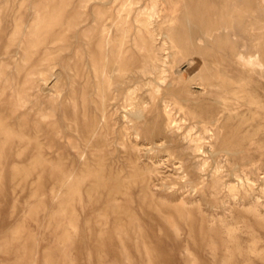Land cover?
Listing matches in <instances>:
<instances>
[{"label":"bare ground","instance_id":"obj_1","mask_svg":"<svg viewBox=\"0 0 264 264\" xmlns=\"http://www.w3.org/2000/svg\"><path fill=\"white\" fill-rule=\"evenodd\" d=\"M86 1L89 0H80L79 4L82 5ZM201 1L203 6L200 7V0H185V10L179 17V26L166 31L162 30L161 26L153 25V17L158 12L160 0H148L144 4L140 3L139 6L137 3L139 4L141 0H112L111 2H117V6L113 9H96L95 14L98 22L91 27V32H96L88 34L90 38L91 36L95 37V50H76L74 56L81 62L89 60V69L95 77L97 88L95 94L97 113L91 117L83 114L80 122H78L76 107H73V112H71L73 118L66 114L68 115L66 118L73 123V130L77 138L75 141H70L69 145L82 155L87 148H91L90 152L93 157L82 161L79 166L80 170L75 175L72 172L65 173L63 171L61 159L53 161L42 156L43 146L39 136L42 133L46 135L52 145L56 136L54 125L43 126L37 120L28 123L24 118L16 119L14 117L16 109L23 101L27 83L35 82V78L29 76L22 85L15 84L14 91L17 97L14 99L1 98L4 90L7 87H12L13 83L7 76L6 66H0V166L4 162L5 155L25 156L26 163L20 165L18 162L19 165L12 168V183L25 185L29 175L37 174L39 178H44L53 184L46 197L38 199L36 206L30 205L28 213L26 212L25 215L34 218L38 210L45 211L48 215V223L53 224L49 230L62 233L63 237L56 241L57 245L60 246L65 242V235L68 236L71 230L76 233L79 227V238L76 244L78 247L89 246L92 249V262L102 264L105 253H111L120 260L121 258L125 261L128 260L124 236L130 232L139 233L143 240V226L137 223V216L128 206L122 207L117 203L110 204V201H116L117 195L120 193L131 200L128 187L132 182L140 184V204L149 208L151 212L155 211L160 214L163 222L171 227L176 235L180 230L176 219L192 221L194 209L186 206L187 200L184 197H181L178 203L174 198L173 204L164 207L154 199L151 185L154 183V181L152 182L153 175L159 171L158 164L164 158L165 160L178 158L185 161V165L181 169L190 175L188 184L194 189L205 183L200 173L201 170L206 169L208 160L207 157H199V155H202L207 148L212 149L216 145L212 138L218 136L217 132L223 126L224 120L230 119V115H225V112L227 109H232V105L225 101L227 96L223 94L231 92L237 97L236 87H232L233 82L230 79L218 77L214 79L211 75H204L206 55L212 50H219L227 55L231 54L232 56L233 54L235 62L242 68L264 70L260 51L257 48H252L253 45H245L244 42L239 43L236 48L232 38L238 34L239 30H243L246 25L251 23L247 15L238 13L236 8L240 5L239 2L245 3L247 0ZM70 2L71 0H47L44 4L35 7L34 19L26 30L19 9L29 6L30 3L29 0L18 1L19 11L13 16V30L7 37L10 44L23 42V62L17 65L16 73L19 74L22 71L30 73L37 68H43V71L46 72L48 61L57 57V50L67 47L71 38L78 36L79 15H64L65 5ZM208 2L213 3L211 5L213 7L207 6ZM98 3L103 4L104 2L98 0ZM258 4L264 6V0H259ZM10 6L7 2L2 4V8L7 11L6 15H10ZM173 14L175 15V12ZM107 15H109L111 26L116 29L114 34L103 21ZM171 17L166 20L172 22ZM174 17L176 19V16ZM201 22L204 23V26H200ZM63 29H66L67 32H62ZM3 33L4 30L0 32V36ZM158 34L162 35L160 45L155 42ZM207 37L210 38L207 39ZM50 41H53L52 46L49 45ZM129 41L140 53L139 59L128 52ZM200 41H204L203 44H200ZM39 52L42 53V56L35 60V55ZM189 54H193V56H189ZM186 55L189 56L188 66L185 70L176 71L174 78L180 81V85L178 88H174L172 81L168 78L170 73L174 72L172 71L174 59ZM77 63L78 61L73 66L67 64V67L76 69ZM83 64L87 66L86 62ZM77 75V71L74 72L72 79H75ZM192 84L200 87V95L201 93L212 95L215 93L217 99L214 97L215 101L210 99L211 102H201V99L196 98L195 103L190 106L188 101H194V99L189 96V93L194 95L197 92L193 90ZM120 100L123 106H129V110L123 114L119 138L129 135L131 132L140 136V140L129 143L124 139L119 141L126 149L127 157L125 159H127L126 164L130 170L128 175L121 177L117 173L111 174L110 171H106L105 154H102L101 150L103 146L109 144L108 135L111 131L109 124L105 121L109 114L108 111ZM219 102L218 106L216 103ZM262 108L259 107L261 110ZM113 112H117V107ZM231 138L230 145L221 139L218 142L219 149L212 151L213 154L211 153L214 156V162L211 165L208 190L212 199L204 212H201L202 210L198 207L199 215L203 213L200 217L201 224L198 227L207 231L206 236H212L211 232L219 236L224 250V253L221 254L222 257L219 258V264H237V258L243 264L256 263L257 261L264 264V245L261 244L263 236L257 232L255 227L257 225L264 229V199L259 200V197H264V177L242 168L234 169L230 173L231 179L225 180L226 174L222 173L220 164L224 154L220 153L222 150L220 147L239 148L245 140L243 135L234 134ZM146 144H149V149L154 148L157 155L146 157L151 161L143 165L140 163V153ZM110 153L112 152L110 151ZM153 157L155 159H152ZM196 157L199 158L196 159ZM122 181L129 183L123 188ZM32 195L36 196V191ZM102 196L106 202L103 213L93 218L90 216L82 225H77L75 203H84L92 208L102 199ZM233 205L239 208L243 207L249 216H244L241 220L237 219V216L232 215ZM218 207H221V210L218 209L217 212L215 208ZM228 215L234 220L228 219ZM109 216H113L114 226L113 233L107 234L102 224L103 220ZM191 221L187 225L193 227ZM244 232L247 233L246 237L241 234ZM246 233L244 234L246 235ZM25 236L27 241L22 242L21 240ZM202 236L196 245L201 243L207 245L212 250L213 258L216 257L215 241L213 238H209V240ZM172 237L174 239L175 236ZM34 238L33 235L27 234L23 228L17 227L13 230L10 239L3 242V248L8 251L13 243L21 244L22 250L16 257V261L20 262L24 260L26 250L30 251ZM50 240L52 241V239ZM143 242L146 247V242L144 240ZM45 256H49V251Z\"/></svg>","mask_w":264,"mask_h":264},{"label":"rangeland","instance_id":"obj_2","mask_svg":"<svg viewBox=\"0 0 264 264\" xmlns=\"http://www.w3.org/2000/svg\"><path fill=\"white\" fill-rule=\"evenodd\" d=\"M18 1L19 0H0V32L4 30V33L2 34V36H0V66H6V69L8 71L7 76L13 83L12 87H7L4 90L3 94L1 93V98L14 99L15 97H17L16 92L14 91V85H22L23 83H25L26 78L29 76L35 78V82L27 83L23 101L16 109L14 117L16 119L24 118L28 123L37 120L40 121L43 126L54 125L56 127V136L52 145H50L49 139L46 135L42 133L39 136L40 142L43 146L42 156L53 161L61 159L63 161V171L65 173L72 172V174L75 175L80 170V163L85 159H91L93 157L91 156L90 152L91 148H87L82 155L79 154V152L76 151L75 148L69 145L70 141H75L77 138L75 131L73 130V123L72 121L70 122V119L66 118V116H68L66 114H69L71 117L73 107H76L78 122H80L82 121L81 119L83 117V114L91 117L95 113H97L95 103V99L97 98L95 95L97 88L95 86V77L93 76L92 71L89 69V60H83L81 62L74 55L76 50H95V37L91 36L90 38L88 36V34H95L96 32H91V27L98 22L95 11L97 8L113 9L115 6H117V2H111L112 0H103L104 3L101 4L98 3V0H89L81 5L79 4L80 0H71L69 4L65 5L64 15H79L80 19L77 25L78 36L75 38L72 37L67 47L57 50L56 53L58 55L57 57L48 61V70H46V72L43 71V68H37L30 73L28 71L26 73L25 71H22L18 74L16 73V68L17 65H20L23 62L24 56L22 49L23 42L10 44L7 41V37L13 30V16L17 11L20 10L24 27L27 30L34 19L35 7L44 4L45 2H47V0H29V6L23 7L19 10ZM147 1L148 0H141V2H139V4L137 3V5L139 6L140 3L144 4ZM5 2L11 5L10 15H6L7 11L2 8V4ZM184 2L185 0H160V3L158 5V12L153 17V25L161 26L162 30L164 31L169 28H176L177 26H179V17L184 13L185 10ZM258 3L259 0H247L245 3L239 2L240 5L236 7L238 13L247 15L251 23H249V25H246L243 30H239L238 34L232 36V38L235 41L236 48L241 42H244L247 46L253 45L254 47L252 48H257L260 51L261 58L264 62V6H260ZM199 4L201 7L203 2L200 0ZM212 4L213 3L208 2L207 6L213 7L211 6ZM70 8L71 10H69ZM174 12L175 15L173 14ZM170 15L176 16V19L174 16L171 17ZM170 17L172 18L173 24H171V20H166V18L168 19ZM103 21L105 25L110 28V31L114 34L116 32V29L115 27L111 26L109 15H107V17H104ZM245 23H247V21H245ZM200 24V26H204V23L201 22ZM62 32H67V30L63 29ZM68 33H70V31H68ZM209 38L210 37H207V39ZM85 41L89 42L84 43ZM155 42L157 45H160L162 43L161 34H158L156 36ZM200 42V44H203L204 41ZM52 44L53 41H50L49 45L52 46ZM127 45L129 47L128 52L139 59L140 53L136 50L133 43L129 41ZM232 50H234V48H232ZM40 53L41 52L35 55V60L41 58L42 53ZM189 56H193V54H189ZM189 56H178L174 59L175 63L173 62L172 67V71L174 72H171L169 75L170 77H168L169 80L172 81V85L174 88H178L180 85V81L177 78H174L176 76V71L179 69H186V67L188 66L187 62ZM180 58H182L183 60ZM76 61H78L76 69L75 67L72 69L67 67V64L73 66ZM84 62L87 63V66L83 64ZM76 71L78 75L75 79H72V75ZM203 72L204 75H211L214 77V79L216 77L230 79L231 82H233L232 87H236L237 93V97L232 95L231 92H226L225 94H223L227 96V99H225V101H228V103L232 105V109H227L225 112V115H230V119L226 121L224 120L223 126L220 127L217 132L218 136L212 138L216 143V145L212 147L213 150L207 148L206 151L202 153V155H199V157H207L208 160L206 169L201 170L200 173L204 178L205 183L194 189L188 184L190 175L186 174V171H182L181 169V167L185 165V161L178 158H175L173 160H165L164 158L162 162H159L160 164L157 163L159 171L157 172V174L153 175L152 182L154 181V183H152L151 185L152 191L154 192V199L159 205H162L164 207L173 204L175 199L177 201L175 202L178 203L180 201V198L184 197L187 200L186 206L188 205V208L194 209V215L192 214V221L189 220L188 222V220L185 221L183 219H176L180 228L179 234L176 235L174 230L171 227H168L165 222H163L162 216L160 214L155 211L151 212L149 208L140 204V184L132 182L128 187V192L130 198L132 199L129 200V198L127 199L126 196L120 193L117 195L116 201L112 200L110 201V204L117 203L122 207L128 206L129 209L134 212L135 216H137V223L143 226V240L146 242L147 246L144 247V242L139 233L130 232V234L124 236V242L126 244L125 247L127 250L126 252L129 256L128 260L125 261L122 260V258L120 260L111 253H105L103 255L102 264H140V262L141 264H212V261L213 264L220 263L219 258H221V254L224 253L220 238L218 235H215L212 232V236H206L205 233L207 231L199 229L198 226H200L201 224L200 217L201 214L203 215V213H200L199 215L198 207H200V209L202 210L201 212H204V210L208 208L209 201L212 199V196L209 194L208 190L211 165L214 162L212 151L219 149L218 142L221 141V139H224L228 143V145H230V143H232V135L235 134L245 136L244 144L239 148L230 146H228L227 148L220 147L222 149L220 150V153L224 154L221 157L222 161L220 162V164L222 173L226 174L224 176L225 180L231 179L230 173L234 169L242 168L264 177V108H262L264 107V70L259 68H254V70L242 68L235 62L233 54L231 56V54L227 55L225 54V52L219 50H212L209 52V54L206 55V64L204 66ZM192 85L194 86L193 90H196L197 92L194 95L189 93V96L194 99V101H188V104L190 106L195 103L196 98L201 99V102H211V100L215 101L217 95H215L214 92V95L208 93H201L200 95V87L196 84ZM216 104L219 106L220 102ZM115 107H117V112H113ZM233 107L235 108L233 109ZM259 107L262 108V110L259 109ZM128 108L129 106H123L120 100L116 106H113L112 109L108 111L109 114L105 121H107V123L109 124L111 131L108 135L109 144L101 148L102 154H105L104 159L107 163L105 165L106 171H110L111 174L117 173V175H119L120 177L128 175L130 170L126 164L127 159H125L127 157L126 149L119 143V141L121 139H124L129 143L130 141H136L138 139L140 140V136H137V134L135 135V133L133 134L132 132L127 136L119 138L121 135L120 130L122 126L123 114L125 113V111L129 110ZM134 135L137 137H135ZM149 148V144H146L145 146H143V150H141L140 163L143 165L146 163H150L151 161L148 158L146 159V157L150 155H157V151L154 148ZM92 151H94V149H92ZM110 151L112 153H110ZM209 153L212 154L210 155ZM199 157H196V159H198ZM152 159H155V157H153ZM3 161V164L0 166V264H96V262L91 261L92 249H90L89 246L78 247V245L76 244V241L79 238V227L76 233L71 230L68 236L65 235V242H63L59 246L56 244V241L59 238L63 237L62 233H60L59 231L55 232L49 230L53 227V224L48 223V215L45 213V211H43L42 209L38 210L34 218H29L25 215L28 213L30 205L36 206L38 203V199H44L46 197L53 184L50 181H46L44 178H39L37 174H31L27 177L25 185H15L12 183V168L15 165H19V163L20 165L26 163V157H20L17 155H5L3 157ZM121 183L124 184V188V186L129 182L122 181ZM35 191L36 196H33L32 193ZM84 197L86 198L85 193ZM261 197H259V200L264 199L263 196ZM193 199L196 200L198 205ZM105 204L106 202L103 196L102 199L95 203L92 208L86 206L84 203L76 202L75 215L77 216V225H82L84 221L87 220L90 216V218H93L95 216L97 217V215H101L103 213V207L105 206ZM232 208H234L232 209V215H234L235 217L237 216V219L239 220H241V218H243L244 216H249L243 207L239 208L236 207V205H233ZM215 209L218 212L219 210H221V207ZM226 213L228 214L229 211ZM131 217L134 216L131 215ZM175 217L178 218L177 216ZM227 218L234 220V218L230 217L229 215L227 216ZM104 220V223L102 225L107 231V234L113 233V216H109L105 221ZM190 221L194 225L193 227L187 225L188 223H190ZM204 223L203 225H205ZM240 223H242V221H240ZM17 227L23 228L27 234H31L35 237L33 244L30 246V251L26 250L27 253L25 254L24 260L20 262L16 261V257L22 250L21 244L13 243L8 251H5L3 248V242L10 239L13 230ZM184 227L186 230L184 229ZM255 227L257 229V232L264 238V229L257 225H255ZM187 228L189 229L187 230ZM244 233L241 234H243V237H246L247 233L246 235ZM184 234L187 235L185 236ZM202 235L208 239L213 238V240L215 241V260H213L214 258L212 256L213 254L211 248H209L207 245H202V243L200 245H196V243L200 241ZM172 236H175L174 239ZM186 238L188 239L186 240ZM263 238L261 239V244L264 245ZM50 239H52V241ZM21 241L26 242L27 237H23ZM168 249L170 250L168 251ZM48 251L49 256L46 257L45 254ZM183 252L184 254H181ZM191 252L193 253V255ZM209 256H211L212 258ZM237 264L243 263L237 258ZM251 264H262V262L257 261L256 263Z\"/></svg>","mask_w":264,"mask_h":264}]
</instances>
